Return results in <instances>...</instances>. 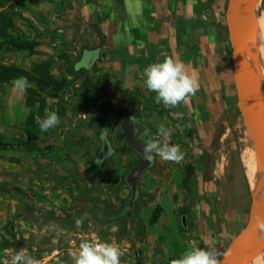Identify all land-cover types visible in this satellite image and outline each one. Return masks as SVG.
Wrapping results in <instances>:
<instances>
[{
	"label": "rangeland",
	"instance_id": "obj_1",
	"mask_svg": "<svg viewBox=\"0 0 264 264\" xmlns=\"http://www.w3.org/2000/svg\"><path fill=\"white\" fill-rule=\"evenodd\" d=\"M0 1V12L10 15L16 26L10 33L23 38L38 35L42 41L35 53L3 47L0 62L32 70L36 63L50 60L58 89L56 97L46 95V109L60 117V123L47 132L36 126V142L19 150H0V184L10 183L18 188L0 191V264H9L10 255L21 248L41 264H72L69 251L78 247L81 239L118 243L124 252L121 264H170L179 258L186 248H174L176 237H187L182 231V217L187 208L191 215L188 162L178 165L181 174L172 167L163 173L170 183L166 192L175 191V195H167L162 203H157L161 205L160 216H167L163 224L160 220L151 222L157 204L152 205L159 198L156 190H144V182L134 207L127 209L130 187L126 175L142 158L126 146L120 115L107 133L114 152L100 168L96 167V158L103 148L100 131L107 119L101 105L107 98L83 102L87 84L97 80L99 67L93 63L97 53L83 51L87 38L69 36L71 5L66 0ZM257 12L258 18L264 13V0H258ZM13 81L0 80V133L8 140L26 139L27 116L32 109L26 105V92L14 87ZM28 86L35 87L30 82ZM229 124L218 155L226 159V188L234 194L235 205L241 199L247 207L240 220L226 230V244L217 247L219 257L248 222L254 200L243 154L247 125L238 106ZM251 156L258 165L255 148ZM152 185L154 182L148 183V188ZM181 202L185 205L178 208ZM171 203L176 206L173 217L177 224L173 231L169 226ZM77 220L81 223L77 224ZM260 234L257 231L247 238L240 256L249 252ZM258 251L259 248L253 254ZM261 252L264 259V245ZM240 256L234 264L249 263L240 262V258H245Z\"/></svg>",
	"mask_w": 264,
	"mask_h": 264
},
{
	"label": "crops",
	"instance_id": "obj_2",
	"mask_svg": "<svg viewBox=\"0 0 264 264\" xmlns=\"http://www.w3.org/2000/svg\"><path fill=\"white\" fill-rule=\"evenodd\" d=\"M228 1L66 0L71 5L70 38L85 36L83 51L97 53L93 63L98 64V78L90 82L99 86L94 87L98 91L96 100L107 98L105 101L132 112L137 138L142 141L146 139L145 128L153 134L161 124L172 128L169 142L179 144L184 152L180 163L155 159L157 163L142 174L138 183L140 191L142 182L144 190L157 191L159 199L153 203L154 207L167 195H175L174 189L166 192L170 183L163 173L167 174L172 167L176 174H181L178 165L188 162L191 215L185 209L183 217L187 224L182 222V225L187 237L177 236L174 248H186L194 240L200 247L211 245L217 251L219 245L226 244V230L240 220L247 207L241 199L235 205L234 194L226 188V159L218 155L225 144L222 141L226 127H230L229 120L238 106L226 17ZM162 52L183 61L199 79L196 95L176 108L157 103L156 93L148 91L143 84L144 68L162 61ZM103 75L108 79L99 83ZM86 90L93 89L88 85ZM176 112L183 113V118L177 120ZM178 126L184 129L182 133ZM163 165L169 166L164 169ZM150 182L155 185L148 188ZM184 205L181 202L178 208ZM171 207L169 226L173 231L177 224L173 217L176 206L171 203ZM166 213L169 214L167 210ZM166 219L163 214L157 221L163 224Z\"/></svg>",
	"mask_w": 264,
	"mask_h": 264
},
{
	"label": "clouds",
	"instance_id": "obj_3",
	"mask_svg": "<svg viewBox=\"0 0 264 264\" xmlns=\"http://www.w3.org/2000/svg\"><path fill=\"white\" fill-rule=\"evenodd\" d=\"M164 57L160 62H154L143 70V84L148 91L156 93L155 100L171 109L186 103L191 96H195L200 89L198 76L191 73L183 61L162 52ZM14 87L20 91H26L28 81L25 77H19L13 81ZM177 120L183 118V113L176 112ZM135 123V121H131ZM36 123L41 132H47L60 123V117L55 111L45 110L43 117L37 116ZM182 133L184 129L178 126ZM173 129L163 124L157 127L153 134L145 128L143 135L146 138L143 144L144 159L154 163L156 157L165 162L180 163L184 158V152L179 144L169 142ZM81 221L77 220V224ZM255 228L264 234V217H256ZM257 239H264V235H258ZM124 254L120 245L116 242L81 239L78 247L69 251L72 264H121V256ZM215 249L208 245L200 247L191 240L185 251L179 258L172 259L170 264H220ZM9 264H41V261L21 248L9 257Z\"/></svg>",
	"mask_w": 264,
	"mask_h": 264
},
{
	"label": "water",
	"instance_id": "obj_4",
	"mask_svg": "<svg viewBox=\"0 0 264 264\" xmlns=\"http://www.w3.org/2000/svg\"><path fill=\"white\" fill-rule=\"evenodd\" d=\"M236 0H229L227 5L226 17L229 25L230 39L232 44V60L234 68V84L238 96V108L241 110L247 128L250 131L254 139V148L258 158V165L261 170L264 171V127L261 119V110L264 107V84L259 77H257L246 65L244 58V51L242 44L255 35L257 29V4L258 0H249V10L243 20L238 25H233L231 22V15L233 6ZM250 80L259 85V94L257 97H253L244 89V82ZM95 93V86L92 83H88ZM99 88V86H96ZM98 98V91L94 94ZM101 107L114 115L112 118L115 123L118 117L122 116V122L120 123V129L123 133L126 145L140 154L142 160L138 164H134L131 167L130 173L126 175V182L130 187V196L127 201V209L134 207V202L138 197V183L139 180L148 168L153 163L144 159L143 144L144 142L137 138V125L135 121V115L127 109H120L114 105L110 100H106L102 103ZM131 121H135L132 123ZM104 130L101 134L103 148L107 149L110 146L107 134L104 136ZM98 157H103V153L100 152ZM192 167H189V171ZM264 217V198L261 202L260 208L257 212L253 211L246 223V225L239 231V233L232 239L228 247L219 257L220 264H234L240 256V253L246 243L248 237L256 232L255 223L256 217ZM184 225H186L185 216L182 219Z\"/></svg>",
	"mask_w": 264,
	"mask_h": 264
},
{
	"label": "trees",
	"instance_id": "obj_5",
	"mask_svg": "<svg viewBox=\"0 0 264 264\" xmlns=\"http://www.w3.org/2000/svg\"><path fill=\"white\" fill-rule=\"evenodd\" d=\"M2 3L3 1H0V4ZM15 30H16V26L12 17L5 12H0V49L5 47V48H13L16 50L28 51L29 53H35L37 48L42 43L40 37L37 35L36 37L33 38H23L18 34L14 35L9 32ZM19 77H25L28 82L35 85V87L28 86L27 90L25 91L27 95L26 105L32 109L29 115L27 116V124L29 125V127L27 128V138L8 140L4 135L0 133V150H19L24 148L28 144L36 142L39 139V136L35 130L37 126L35 116L36 115L40 117L44 116L45 110L47 108L46 95L50 94V96L53 97L57 96L55 90L58 89V84L52 75L50 60H45L36 63L32 70L23 68L18 65H13V64L8 65L0 62L1 81L10 82ZM107 79H108L107 75H103L101 78L98 79V81L99 83H101L102 81H106ZM49 88H52V91H48ZM85 100L86 101L96 100L93 90H89V91L86 90L85 98L83 99V102H85ZM34 107L37 108L36 114L33 111ZM105 112L108 118L102 123L100 136L103 130L105 132L104 133L105 136V134H107V132L110 131L116 124L115 120L112 118L114 114L106 110ZM101 152L103 153V157L96 158V167L97 166L99 167L102 164L103 160L109 157L114 151L113 148L109 146L107 149L102 148ZM12 189L18 190L17 187H13L10 183L0 184V191L2 192H9ZM160 211H161V207L158 205L151 218V222H156L158 220L160 216ZM184 229L185 228L182 225V231Z\"/></svg>",
	"mask_w": 264,
	"mask_h": 264
},
{
	"label": "bare ground",
	"instance_id": "obj_6",
	"mask_svg": "<svg viewBox=\"0 0 264 264\" xmlns=\"http://www.w3.org/2000/svg\"><path fill=\"white\" fill-rule=\"evenodd\" d=\"M248 10L249 0H236L231 15L232 24L238 25L243 20ZM242 48L246 65L264 84V13L257 19V29L254 37L244 42ZM244 89L254 98L259 94V85L250 80L244 82ZM261 119L264 127V107L261 110ZM243 140V154L246 157V174L254 196L253 211L257 212L264 198V171L259 168L251 156L252 149L254 148V139L248 128L245 130ZM257 231L258 230H256V232ZM260 235L264 234L261 233ZM257 236L253 240L250 249L248 248L249 252L241 254L240 257L245 258H240V262L248 261V264H264L263 254L261 252L264 239H257ZM255 242L259 244V247ZM258 248L259 251L253 254Z\"/></svg>",
	"mask_w": 264,
	"mask_h": 264
},
{
	"label": "flooded vegetation",
	"instance_id": "obj_7",
	"mask_svg": "<svg viewBox=\"0 0 264 264\" xmlns=\"http://www.w3.org/2000/svg\"><path fill=\"white\" fill-rule=\"evenodd\" d=\"M96 92V91H95ZM108 118V117H107Z\"/></svg>",
	"mask_w": 264,
	"mask_h": 264
}]
</instances>
